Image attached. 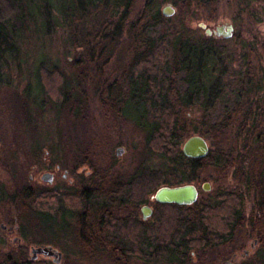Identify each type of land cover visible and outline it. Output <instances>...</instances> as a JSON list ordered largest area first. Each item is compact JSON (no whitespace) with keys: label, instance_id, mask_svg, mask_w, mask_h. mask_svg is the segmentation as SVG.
Instances as JSON below:
<instances>
[{"label":"rangeland","instance_id":"obj_1","mask_svg":"<svg viewBox=\"0 0 264 264\" xmlns=\"http://www.w3.org/2000/svg\"><path fill=\"white\" fill-rule=\"evenodd\" d=\"M199 1H194L185 14L181 9V0H135V3L138 8L146 3L149 12H161L164 7L171 6L174 9L172 15H163L168 26L184 23L189 28L201 32L200 23L209 29L231 23L236 35L239 34L241 37V43L238 45L231 39L221 41V45L224 46L222 61L211 70L212 78L206 82V98L203 97L202 102L189 105L178 117L180 116L179 123L185 133L189 134L188 136H202L218 161V164L207 162L190 175L191 180L194 179L189 181L192 184L200 187L207 182L210 185L208 191H202L199 195L200 203L218 205L221 199L217 197L224 192L223 196L227 197V202L232 193L231 196L235 197L230 201L233 206L230 204L229 206L247 208L252 205L254 191L250 190L247 181L244 180L255 181L254 173L261 172L258 170L261 160L257 158L254 160V156L261 155H257L255 149L262 148V154L264 153V143H259L261 141L259 135L264 137V0H215L212 8L199 6ZM50 3L51 7H41L44 15L38 20L37 29L35 24H30L31 34L22 39L19 53L6 57L1 62L0 224L10 228L21 224L18 221L19 211L8 198L21 194L23 188H29L31 193L43 192L40 196L48 195L42 197L41 201L38 199L37 206L49 202V205L54 207L56 203L54 196L66 194L69 206L78 207V200L70 193L84 188L87 181L83 196L87 198L86 195H94L93 190L88 187L93 182V174L96 172L115 174L121 179L128 178L139 166L155 168L166 174L169 172V162L162 159L147 144V131L144 127L149 123L145 122L150 116L149 108L147 109L149 116L145 114L143 118L136 117L138 124L145 123L142 127L128 117L110 114L108 109L100 104L96 97L98 95L86 87L88 83L73 84L77 93L73 92L72 96L80 98V92L84 91L87 97L84 105L78 104L77 101L80 102V99L72 96L66 100L59 98L60 91L55 87L56 81L53 82L55 76L43 78L47 98L35 89L40 66L42 68L58 66L65 73L73 70L74 63L79 70L83 66L79 62L83 60L81 58L83 50L76 47L77 44H72L69 36L68 30L72 33L73 28L63 24L47 26L48 21L52 22L53 17L59 16L56 5H52L56 2ZM94 19L103 21L99 16ZM164 77L169 78L171 75ZM237 77L252 78L254 84L261 85V88L254 86L247 90L249 82L246 80L244 91L240 85L243 80L236 81ZM124 82L120 81L124 86L123 91H126L127 83ZM171 97L172 95H169L163 99ZM69 102L80 106V111L72 119L67 113ZM237 102L239 104L236 105ZM160 103L157 104L158 107L161 106ZM226 106L228 109L240 108L239 115H231L234 119H223L222 111ZM250 108L253 109L248 110ZM143 111L144 109L141 113ZM165 112L164 110L163 114L155 113L154 116L160 120L166 119ZM127 115L133 117L134 113L129 111ZM223 120L228 124L224 125ZM151 124H148V128ZM261 126L263 130H260ZM117 148H122L120 155L115 154ZM56 166H59V169L53 173ZM45 172L53 173L51 183L41 180V175ZM151 195H144V201L148 203ZM135 213L134 219L140 221L139 210ZM121 217L125 219L127 214L122 213ZM54 220V225L64 221L73 225L74 218L68 215L63 220L55 215ZM152 221L149 219L147 223ZM48 225L50 224L42 226L47 228ZM54 225L53 229L45 231L35 217H30L22 229L19 227V230L11 234L0 228V262L10 252L23 254L30 260L31 248L42 245L59 252L61 254L59 261H54L55 257L38 254L33 264H111L105 254L92 258L82 256L79 244L72 242L70 234ZM138 228L135 229L137 230L135 234L129 232V235L124 229L123 234L119 236L126 239L131 236L133 240L135 235L137 240L143 231ZM144 235L148 236L147 233ZM197 235L195 233L191 237L197 239ZM15 237L21 239L14 242ZM145 242L157 243L154 240ZM153 249L149 244L143 247L145 252H151ZM189 254L190 258H186V264H213L207 262L206 258H204L206 262L201 261V253L195 246L188 250ZM255 258L250 254L247 259H236L235 264H240V261L255 264ZM143 259L133 256L132 262L140 264ZM165 259L164 256L160 257L159 263L169 264ZM259 264H264V261H260Z\"/></svg>","mask_w":264,"mask_h":264},{"label":"trees","instance_id":"obj_2","mask_svg":"<svg viewBox=\"0 0 264 264\" xmlns=\"http://www.w3.org/2000/svg\"><path fill=\"white\" fill-rule=\"evenodd\" d=\"M51 1L56 2L52 5H56L59 16L53 17L52 22L46 20L47 26L63 24L73 28L72 33L68 30L69 36L72 44H77L76 47L83 50L81 56L83 60L79 61L83 66L79 70L74 63L70 73H65L58 66L50 68L40 66L35 89L45 98L47 93L45 85L43 86V78L55 76L53 82L56 81L55 87L60 91L59 98L66 100L76 92V88H73L74 83H88L86 87L98 95L96 97L100 104L107 108L110 114H120L135 123L136 117L143 118L148 114L149 108L150 116L148 114L145 122L152 123L150 127L148 128L149 123L136 125L142 127L145 125L149 148L169 162V172L166 174L155 168L139 166L126 179L107 172H96L93 174V182L88 187L93 190L94 195H86L87 198L83 196L87 181L84 188L70 193L78 200V207L69 206L66 194L54 196L56 198L54 207L49 205V202L46 204L41 202V206H37L36 201L38 199L41 201L42 197L48 195L40 196L43 192L31 193L29 188H23L21 194L8 198L19 211L20 229L30 217H35L40 227L50 231L55 223V215L63 220L69 215L74 218L73 225L64 221L66 226L61 222L56 223L54 227L65 229L67 233L78 238L82 256L92 258L105 254L111 264H135L132 262L133 256L147 258L140 264H160V257L164 256L165 262L169 264L173 262L186 264V258H190L188 250L195 245V239L191 236L195 234L197 226L198 230H203L204 225L209 224L213 210L211 206L201 204L199 200L191 205L161 204L154 201L152 223L133 220L135 226L130 225L126 218L122 219L121 215L127 210L135 213L145 202L144 195H153L159 187L191 183L189 181L194 179L191 180L190 175L205 163L218 164L212 150H209L205 157L198 159L187 158L182 154L181 144L189 134L185 133L179 122L185 108L202 102L203 97L206 98V82L212 78L211 70L222 61L224 46L221 45V41L225 40L207 35L201 27L200 32L184 23L168 26L166 18L160 11L149 12L146 3L138 8L135 0H0V68L4 58L19 53L22 39L31 34L30 24H35L37 29L38 20L44 15L41 7H51ZM194 1L196 0H181L184 14ZM214 2L215 0H200L199 6L212 8ZM97 16L103 21L95 20ZM239 17L238 14L237 18ZM240 39L234 30L231 40L238 45L241 43ZM251 53L249 50V54ZM245 56L248 55H243ZM247 64L251 67L249 63ZM167 75L171 77L165 78ZM251 79L235 78L239 82L243 80V83H240L243 90L246 80L249 82L247 90L254 86L260 89L261 85H255L254 79ZM121 80L127 83L126 91H123ZM83 92H80V98L72 96L80 99V102L77 101L80 105L87 102ZM169 95H172L171 99H163ZM159 103L160 107L157 106ZM251 109L253 108L248 110ZM164 110L167 114L166 119L160 120L154 116L155 113L163 114ZM79 111V105L69 102L67 113L71 119ZM129 111H133V117L127 115ZM239 112L238 107L228 109L226 106L222 111L224 114L222 117L234 119L232 116H238ZM223 124L226 125L228 122L223 120ZM260 130H263V126ZM259 138L261 140L259 143H264L261 134ZM255 151L257 155H261L254 156V160L256 158L261 160L258 169L261 172L254 173L253 179L255 181L261 179L262 188H258V197L260 207H264V153L262 154V148H256ZM43 224L50 225L45 228ZM136 228L143 230L137 240L135 235L133 240L131 236L128 239L120 238L119 235L123 234L124 229L127 234L129 232L135 234ZM202 232L200 239L207 240L208 232L206 229ZM146 233L148 236L144 235ZM149 240L157 243L145 242ZM146 244L152 245L154 249L151 252L143 251ZM34 262L35 260H28L23 254L10 252L0 264Z\"/></svg>","mask_w":264,"mask_h":264},{"label":"flooded vegetation","instance_id":"obj_3","mask_svg":"<svg viewBox=\"0 0 264 264\" xmlns=\"http://www.w3.org/2000/svg\"><path fill=\"white\" fill-rule=\"evenodd\" d=\"M214 37L224 40H229L232 38V36L230 38H222L220 36ZM58 169L59 166H56L55 171H53V173H55ZM48 173L52 174L53 180V173ZM63 176H65V174H63ZM246 181L250 187V190L252 189L255 195L254 196L252 194L253 202L251 207L243 208L229 206L230 201L235 199V197L231 196L233 194L232 193L230 195V198H228L227 202V197L223 196L225 195L224 192H221L219 194V197H217L218 199H221L218 205L211 206V204L207 203V205L213 208L212 214L209 217V224L204 225L203 230H198L197 226V230L195 233H197L198 235L197 239L194 238L195 245H193L201 253V261H205L207 259V262L213 264H235L236 259H247L250 254L256 257L255 264H259L260 261H264L259 260L264 259V207H260V201L258 197V188H262V183L261 179L259 181H250L248 179L244 180V182ZM202 185L200 187L195 185L198 190V194L194 202L198 200V197L199 195H201L202 191H205L202 189ZM152 196H150L148 203L144 202L142 205H140L138 209V215L141 217V219L138 222L146 223L149 219L153 220L156 201L152 198ZM237 199L240 200L239 197H237ZM230 205L233 206V204ZM143 206H147L150 209L149 214L146 217H143V214L141 212V208ZM123 213L127 214L126 221L130 222V225L135 226V222L132 223V221L135 220L134 218L137 213L133 215L134 213L128 210ZM0 228L1 230L9 234L19 230L18 225L14 226L13 228H10L3 224H0ZM205 229L208 232L209 237L207 240H201L200 237H202V231H204ZM14 239L15 241H13L17 242L21 238L19 239L18 237H15ZM70 239L72 240V242L79 243L78 238L72 235H70ZM240 262V264H248L247 261Z\"/></svg>","mask_w":264,"mask_h":264},{"label":"water","instance_id":"obj_4","mask_svg":"<svg viewBox=\"0 0 264 264\" xmlns=\"http://www.w3.org/2000/svg\"><path fill=\"white\" fill-rule=\"evenodd\" d=\"M162 15L170 16L174 12L171 6H166L162 9ZM199 26L204 29L207 35L220 36L222 38H230L233 34L234 28L230 24L217 25L214 29L206 28L203 23ZM209 146L206 140L200 135H191L185 138L181 144V152L187 158H203L207 155ZM122 153V148H117L115 150L116 155ZM41 180L51 183L52 174L45 172L41 175ZM202 189L207 191L209 189V184L203 183ZM198 190L194 184L186 183L176 186H161L154 192L152 198L163 204H178V205H190L197 198ZM150 209L147 206L141 208L143 217L149 214ZM31 259L34 260L38 254H42L49 257H55L54 261H59L61 254L56 252L51 247L47 246H35L31 248Z\"/></svg>","mask_w":264,"mask_h":264}]
</instances>
